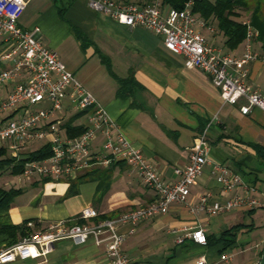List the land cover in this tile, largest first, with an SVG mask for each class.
I'll return each mask as SVG.
<instances>
[{
  "label": "crops",
  "instance_id": "crops-1",
  "mask_svg": "<svg viewBox=\"0 0 264 264\" xmlns=\"http://www.w3.org/2000/svg\"><path fill=\"white\" fill-rule=\"evenodd\" d=\"M125 1L146 4L152 0ZM70 2L62 17L53 0H29L18 26L33 31L59 54L67 69L107 109L125 137L143 152L165 182L178 179L176 168L188 164L191 146L208 131L209 162L192 186L188 201L172 204L167 213L141 222L135 228L121 226L126 255L134 264H196L201 256L209 264H258L256 255L259 257L264 243V171L256 167L255 157L264 160V155H259L254 145L264 148L263 112L253 108L245 115L240 110L241 103L225 102L207 74L187 68L184 58L171 53L163 38L151 30L123 25L92 10L87 0H82L84 6ZM205 34L223 52H243L244 44L231 50L226 47L222 34L208 31ZM120 80L128 83L126 96L119 95ZM248 83L253 89L264 91L261 60L249 65ZM66 102L63 113L57 116L63 117L64 133L63 125L69 120H73L74 126L86 121L85 114L79 116L80 112L69 107L68 99ZM43 106L49 107V104ZM52 123L50 119L48 125ZM101 144L102 137H99L95 147L99 149ZM214 164L238 172L253 187L250 195L261 206H244L215 215L207 210H195L202 196H208L215 203L247 192L244 186L226 192L216 176ZM92 171L96 172L77 182L75 194L68 191L76 179L44 181L17 177V188L23 192L11 207L12 222L22 224L32 220L38 224L36 230L46 231L60 221L71 225L82 223L78 218L87 207L97 209L100 218H110L147 206L155 199V193L145 186L137 169L126 161L97 165ZM22 182L28 183L25 190L19 185ZM240 224L245 227L234 247L227 251H222V244L203 246L186 237L201 227L208 237L217 239L224 231ZM223 254L232 255L230 263L223 262ZM9 264L112 263L105 245H96L92 239L77 245L71 239H64L45 257Z\"/></svg>",
  "mask_w": 264,
  "mask_h": 264
},
{
  "label": "built area",
  "instance_id": "built-area-1",
  "mask_svg": "<svg viewBox=\"0 0 264 264\" xmlns=\"http://www.w3.org/2000/svg\"><path fill=\"white\" fill-rule=\"evenodd\" d=\"M28 1L0 0V151L5 149L7 156L20 161L33 151L34 143L50 144V157L25 163L24 172L18 176L24 179L74 180L97 165L109 166L123 160L137 169L145 186L155 193V199L147 206L110 218H100L97 209L87 207L80 213L78 219L83 221L80 224L60 221L46 231H34L14 245L0 247V264L45 257L64 239H71L77 245L92 239L96 245L106 246L112 264H134L123 250L125 234L121 226L135 228L141 222L167 213L172 204L188 201L192 186L209 162L208 131L206 129L191 146L188 164L176 168L178 179L165 182L143 152L125 137L107 109L67 69L59 54L33 31L19 28L18 21ZM87 1L92 10L123 25L142 27L161 36L171 53L184 58L187 68L199 69L210 77L225 102L241 103L243 114H250L253 108L264 114V91L253 89L248 83L249 65L257 60L264 64V55L255 49L258 31L249 19L243 20L248 26L243 52L236 54L223 52L205 36L204 31L214 33L215 28L194 11L196 0H187L181 10L165 7L163 0L146 4L125 0ZM67 99L71 109L86 115L85 131L73 138L62 132L63 117H57L66 108ZM50 119L54 124L49 126ZM99 137L102 144L97 149L95 144ZM3 158L1 156L0 160ZM214 171L226 192L239 186H244L247 192L244 196L215 203L208 196H202L195 210H207L215 215L244 206H261L250 195L253 187L247 185L238 172L218 164H214ZM28 226L33 227L34 223L29 222ZM186 237L195 244L207 245V234L201 227ZM181 242L183 240H179ZM231 259V254L222 255L225 263H230ZM196 264L209 262L201 256Z\"/></svg>",
  "mask_w": 264,
  "mask_h": 264
},
{
  "label": "trees",
  "instance_id": "trees-1",
  "mask_svg": "<svg viewBox=\"0 0 264 264\" xmlns=\"http://www.w3.org/2000/svg\"><path fill=\"white\" fill-rule=\"evenodd\" d=\"M53 1L57 4L59 14L64 17V13L68 9V6H60L58 4L59 0ZM186 2L187 0H163V5L165 7H172L181 10L184 8ZM71 3L72 2L69 4ZM243 8L249 10V14L245 18L242 17L240 12V9ZM194 11L200 17L205 19L209 25L214 26L216 34L220 33L225 37V45L231 50L237 49L244 43L248 33V26L243 23V20L249 19L253 28L258 31V37L255 40V49L257 51L260 49L262 53H264V0H196ZM79 38H82V36ZM102 58L109 69H111L108 60L104 56H102ZM120 83L121 87L119 89V95H128L129 91L126 88L128 83L125 80H120ZM82 114L84 113L80 112L78 115L80 116ZM63 127L65 129V134L71 138L77 137L85 131L83 125L74 126L72 119L66 122ZM254 146L257 148L259 155H264L263 147L258 145ZM51 155L52 149L48 143L33 150L28 154L27 158L20 161H16L7 156L5 149H3L0 151V157H4L0 160V176L4 173H8L18 177L24 172L26 162L44 160ZM95 172L89 171L76 178L69 188L68 193L75 194L77 192V182ZM43 180L48 181L50 179L45 178ZM22 192L23 190L21 188L0 187V247L14 245L24 237L36 231V228H38L37 223H34L33 227L28 226V223L32 220H26L22 224H14L11 220V207L15 199L20 196ZM244 227L245 226L242 224L232 226L230 229L224 231L217 239L207 236V245L213 246L222 244V251L230 250L234 247L238 235ZM258 264H264V243L259 252Z\"/></svg>",
  "mask_w": 264,
  "mask_h": 264
},
{
  "label": "rangeland",
  "instance_id": "rangeland-1",
  "mask_svg": "<svg viewBox=\"0 0 264 264\" xmlns=\"http://www.w3.org/2000/svg\"><path fill=\"white\" fill-rule=\"evenodd\" d=\"M69 1H71V0H59L58 1V4L60 6L61 5L68 6V4H69L68 2ZM73 1L75 2V4L83 5L82 0H73ZM86 10L88 11L87 8H86ZM240 12H241V15H242L243 18H245L249 14V10L248 9H245V8L240 9ZM204 34H205V31H204ZM205 36L207 37L206 34H205ZM42 143L43 142H38V143L36 142V143H34V145L32 146V150H35V149L41 147ZM255 162H256V167L261 168L264 171V160H261V159L255 157ZM16 181H17V177L16 176H14L12 174L4 173L2 176H0V187H4V188L16 187L17 188L18 187V184L16 183ZM27 184L28 183H23L22 182L19 185H21L22 187H24V190H25ZM256 259H259L258 254L256 255Z\"/></svg>",
  "mask_w": 264,
  "mask_h": 264
}]
</instances>
